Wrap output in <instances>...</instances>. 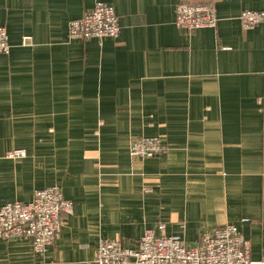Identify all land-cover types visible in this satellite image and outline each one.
Instances as JSON below:
<instances>
[{
	"label": "crops",
	"instance_id": "0c3cea01",
	"mask_svg": "<svg viewBox=\"0 0 264 264\" xmlns=\"http://www.w3.org/2000/svg\"><path fill=\"white\" fill-rule=\"evenodd\" d=\"M98 1L121 34L72 40ZM181 2L215 4L218 25L179 30ZM249 9L264 0H0V208L53 185L74 208L43 255L0 238V264H97L101 239L134 248L161 224L189 246L233 224L264 257V23L244 31ZM148 136L164 157L129 153Z\"/></svg>",
	"mask_w": 264,
	"mask_h": 264
},
{
	"label": "built area",
	"instance_id": "2783aa9c",
	"mask_svg": "<svg viewBox=\"0 0 264 264\" xmlns=\"http://www.w3.org/2000/svg\"><path fill=\"white\" fill-rule=\"evenodd\" d=\"M175 25L193 32L200 28L215 29L219 17L215 4L181 2L176 7ZM241 28L248 31L264 23V11L244 10L239 15ZM121 31L120 18L113 5L98 1L82 17L70 22L72 40H104L117 38ZM26 42V40H25ZM11 45L7 28L0 26V54H9ZM261 103V102H260ZM170 147L162 136L134 137L129 153L141 159L162 158ZM8 158H24V150H13ZM147 191L152 188L146 187ZM28 203L14 201L0 208V238L31 239L37 253L44 254L62 232L66 215L72 214V201L57 185L34 190ZM166 226L146 229L137 247H128L119 239H101L96 252L97 264H264V257L253 259L251 241L239 228L225 224L203 232L193 246L181 237L166 235Z\"/></svg>",
	"mask_w": 264,
	"mask_h": 264
}]
</instances>
